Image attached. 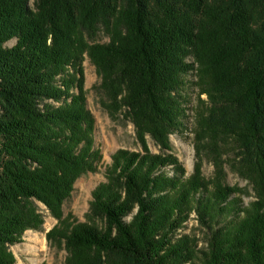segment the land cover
Returning a JSON list of instances; mask_svg holds the SVG:
<instances>
[{
	"label": "trees",
	"instance_id": "16d2710c",
	"mask_svg": "<svg viewBox=\"0 0 264 264\" xmlns=\"http://www.w3.org/2000/svg\"><path fill=\"white\" fill-rule=\"evenodd\" d=\"M101 29L106 43L96 42ZM86 53L102 103L125 112L143 151L119 150L94 190L90 214L102 226L47 233L65 244L66 264H264V0H0V264H20L11 247L42 228L41 203L64 223L76 180L99 158ZM193 70L204 104L197 151L215 152L219 168V150L234 151L255 191L247 206L220 180L210 189L198 165L178 175L164 152L184 125ZM192 210L209 233L199 261L192 239L177 237Z\"/></svg>",
	"mask_w": 264,
	"mask_h": 264
},
{
	"label": "rangeland",
	"instance_id": "374dc122",
	"mask_svg": "<svg viewBox=\"0 0 264 264\" xmlns=\"http://www.w3.org/2000/svg\"><path fill=\"white\" fill-rule=\"evenodd\" d=\"M30 6H34L33 1H30ZM108 41L109 36L101 29L96 37V42L106 43ZM15 43L16 39H12L7 45L13 46ZM82 65L87 107L93 114L95 122L94 148L98 152L99 158L95 162L93 170L84 173L76 180L70 198L64 203V223L61 224L42 203L40 204L45 216L42 228L27 230L21 241L11 247L20 264H66L69 252L65 248V244L59 240L48 239L47 233L54 227L62 228L78 223H97L102 226L101 220L90 214L94 190L99 184L107 181V172L113 163V156L119 150L143 151L137 138L135 126L125 112L111 113L102 103L105 97L99 89L101 77L87 53L84 55ZM185 79L186 100L184 103L187 107V116L183 120L184 125L170 135L172 149L164 152L172 154L177 159L179 166L184 169L183 174L178 172V175L185 179L191 178L198 165L200 175L209 184L210 189H213L216 181L220 180L223 184L237 190L233 197H236L239 205L247 206L255 201V191L253 184L234 168L236 165L234 151L226 147L219 150L218 155L222 156L217 159L220 161L222 169L216 166L215 152L211 153L209 148L202 150L200 154L197 151L196 112L204 104L198 98L199 87L196 84V71H191ZM201 97L205 99L206 96L202 95ZM147 144L152 153L163 152L151 136H147ZM164 170L173 175L175 168L173 164H170L164 167ZM178 233L177 237L187 235L192 239L196 246L197 261H199L203 257L202 252L208 248L209 233L208 228L199 220L195 210H192Z\"/></svg>",
	"mask_w": 264,
	"mask_h": 264
}]
</instances>
